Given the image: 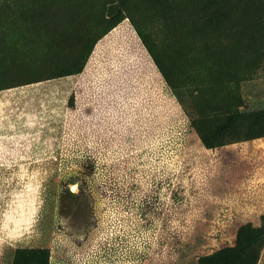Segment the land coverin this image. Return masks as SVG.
I'll use <instances>...</instances> for the list:
<instances>
[{
  "label": "rangeland",
  "instance_id": "rangeland-1",
  "mask_svg": "<svg viewBox=\"0 0 264 264\" xmlns=\"http://www.w3.org/2000/svg\"><path fill=\"white\" fill-rule=\"evenodd\" d=\"M258 228L264 0H0V264H264Z\"/></svg>",
  "mask_w": 264,
  "mask_h": 264
},
{
  "label": "trees",
  "instance_id": "trees-1",
  "mask_svg": "<svg viewBox=\"0 0 264 264\" xmlns=\"http://www.w3.org/2000/svg\"><path fill=\"white\" fill-rule=\"evenodd\" d=\"M81 71H82V66L80 68L76 69L75 71H71V72L64 73V74H59V75H56L53 77H59L62 75H69L72 73H80ZM230 122H229V124H230ZM242 242H244V243H242L241 250L246 251V250H252L253 249L254 252H256V254L259 255V253L261 252V250L264 247V229L263 228L252 229V239L248 240V241H242ZM223 258H225V256Z\"/></svg>",
  "mask_w": 264,
  "mask_h": 264
}]
</instances>
